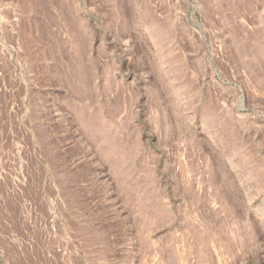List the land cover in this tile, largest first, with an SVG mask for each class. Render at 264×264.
<instances>
[{"label":"rangeland","instance_id":"rangeland-1","mask_svg":"<svg viewBox=\"0 0 264 264\" xmlns=\"http://www.w3.org/2000/svg\"><path fill=\"white\" fill-rule=\"evenodd\" d=\"M0 264H264V0H0Z\"/></svg>","mask_w":264,"mask_h":264}]
</instances>
